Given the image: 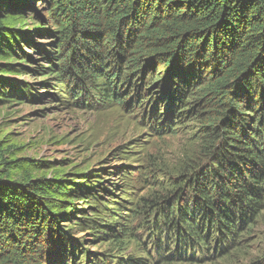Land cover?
Wrapping results in <instances>:
<instances>
[{
  "label": "trees",
  "instance_id": "16d2710c",
  "mask_svg": "<svg viewBox=\"0 0 264 264\" xmlns=\"http://www.w3.org/2000/svg\"><path fill=\"white\" fill-rule=\"evenodd\" d=\"M10 75L44 90L73 85L78 108L91 88L120 105L143 97L157 131L187 120L200 145L155 202L114 209L128 205L135 227L92 219L99 174L50 167L60 173L48 177L50 163L8 161L0 148V264H76L79 233L104 226L111 243L140 241L142 228L153 236L142 256L84 264L236 261L264 219V0H0V107L26 104V91L58 98Z\"/></svg>",
  "mask_w": 264,
  "mask_h": 264
},
{
  "label": "rangeland",
  "instance_id": "374dc122",
  "mask_svg": "<svg viewBox=\"0 0 264 264\" xmlns=\"http://www.w3.org/2000/svg\"><path fill=\"white\" fill-rule=\"evenodd\" d=\"M31 24L28 21L26 29H31ZM26 52L31 53L30 50ZM6 77L22 82L25 88L31 85L36 92H49L58 98L47 95L42 102L34 101V94L26 91V97H29L26 104L0 107V148L9 150L4 153L5 158L8 161L29 159L50 163L45 168L48 177L60 173L49 170L50 167L64 169L65 173L99 174L106 184L96 205L99 213L92 219L98 218L103 225L112 226L128 217L132 226H137L138 221L131 216L128 205L119 212L114 209L122 206L123 201L141 206L155 202L158 195L165 194L162 185L175 182L188 158L197 156L200 145L197 126L185 120L181 125L174 124L173 131H157L159 126H154L149 101L139 107V102L145 101L143 97L132 104L120 105L107 102V92H103V96L97 95L91 88L85 106L78 108L74 104L75 98L67 94L73 85L70 89L63 85L55 90H44L38 86L42 80L35 77ZM98 84L105 87L101 80ZM186 194L189 199L194 197L190 191ZM175 199L173 196L171 204ZM180 203L185 205L183 201ZM81 204L85 207L84 203ZM119 213H122V218L116 216ZM260 220L255 221L252 237L234 263L214 258L213 264H264L261 261L264 259V219ZM106 226L79 233L85 248L77 255L76 264H84L88 259L94 261L95 258L107 261L112 257L142 256L144 247L149 245L153 236L150 230L142 228L137 232L143 234L140 241L126 239L125 245L116 240L111 243V233ZM165 232L164 229L163 234ZM163 234H158V237H163V244L167 246L170 240ZM64 264H72V261H64Z\"/></svg>",
  "mask_w": 264,
  "mask_h": 264
}]
</instances>
